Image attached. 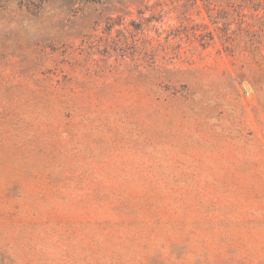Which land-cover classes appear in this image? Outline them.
<instances>
[{
    "label": "rangeland",
    "instance_id": "obj_1",
    "mask_svg": "<svg viewBox=\"0 0 264 264\" xmlns=\"http://www.w3.org/2000/svg\"><path fill=\"white\" fill-rule=\"evenodd\" d=\"M0 264H264V0H0Z\"/></svg>",
    "mask_w": 264,
    "mask_h": 264
}]
</instances>
